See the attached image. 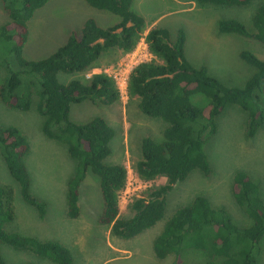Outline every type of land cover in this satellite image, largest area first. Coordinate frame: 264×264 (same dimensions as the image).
<instances>
[{
  "label": "trees",
  "instance_id": "1",
  "mask_svg": "<svg viewBox=\"0 0 264 264\" xmlns=\"http://www.w3.org/2000/svg\"><path fill=\"white\" fill-rule=\"evenodd\" d=\"M50 0H1L8 20L0 26V67L5 78L0 84V101L11 110L26 112L36 98L35 110L43 118L41 132L46 139L65 147L74 162V171L66 182V216L80 215L79 190L87 173L99 180L102 210L101 225L110 227L111 236L129 240L161 221L166 200L173 187L184 182L192 172L210 176L212 167L205 143L217 130V119L229 106L247 115L246 135L254 137L264 127V60L250 51L239 58L254 69L242 87H229L210 75L205 67L193 66L185 57L186 34L178 30L174 37L164 28H153L145 35L150 54L155 58L137 65L129 74L127 93L137 99V108L150 119L166 127L160 141L143 138L140 159L133 168L146 181L157 177L166 184L149 188L129 205L130 216L122 217L119 194L127 182V171L120 164H106L115 130L101 117L84 123L70 119L72 105L91 102L113 106L120 102V92L113 78L106 74L71 79L89 70L100 57L113 50L132 52L146 27L142 15L133 10L132 0H84L96 10L118 18L113 26L103 28L87 19L79 33L72 32L66 42L48 57L29 60L24 57L28 41V23L34 13ZM200 6L247 7L253 0H188ZM218 32L258 42L264 47V2L249 24L237 19L220 20ZM200 94L207 104L198 107L191 97ZM30 145L13 126L0 123V156L9 176L17 184L21 199L43 220L48 204L32 193V178L26 164ZM235 204L251 224L237 226L224 207H215L203 196L179 207L165 222L152 243L159 260L172 258L171 264H184L186 251L206 255L205 264H259L264 239V199L261 186L243 170H237L230 187ZM15 222L13 189L0 182V245L19 252H29L54 264H73L71 250L57 241H42L9 227ZM0 264H6L0 255ZM34 264V263H24Z\"/></svg>",
  "mask_w": 264,
  "mask_h": 264
},
{
  "label": "rangeland",
  "instance_id": "2",
  "mask_svg": "<svg viewBox=\"0 0 264 264\" xmlns=\"http://www.w3.org/2000/svg\"><path fill=\"white\" fill-rule=\"evenodd\" d=\"M261 2L264 0H253L247 7L227 8L200 6L188 0H132V8L146 21L142 38L157 27L167 29L172 37L178 30H183L186 34L185 57L193 66L205 67L210 75L226 86L242 87L254 69L239 58V53L250 51L264 60V47L254 40L220 34L217 25L220 20L230 18L249 24ZM87 19H94L103 28L119 21L108 12L89 7L84 0H50L34 13L28 23L24 57L29 60L48 57L66 42L70 33H79ZM7 20L0 0V26ZM152 60L155 58L146 55L143 44L139 42L130 53L121 54L113 49L103 54L86 72L59 77L62 83H66L74 78L87 79L104 70L116 77L120 90L118 104L104 106L83 102L72 105L70 119L84 123L101 117L114 128L116 134L110 142L111 153L105 162L123 165L127 171L126 186L118 198L122 217L130 216L128 207L135 198L142 197L149 188L166 184L163 177L143 180L133 168L140 159L141 140L150 137L160 141L166 127L163 122L143 115L137 108V99H130L124 87L130 69ZM5 76L0 67V84ZM191 101L198 107L207 104V99L200 94L192 96ZM35 104L36 98L30 110L22 112L8 109L0 101V123L16 127L29 142L26 164L32 178V193L48 204L46 216L41 220L35 210L21 199L18 186L9 176L0 156V182L13 189L15 222L9 230L42 241L64 244L73 253V264H171V257L159 260L154 256L152 243L166 220L197 195L207 197L215 207H224L237 226H249L251 221L235 204L230 193L232 177L237 170L248 172L261 186L264 199V127L254 137L248 138L246 113L229 106L217 119L216 134L205 143L212 173L204 177L194 171L184 182L176 184L167 196L164 218L152 228L129 240L111 236L110 227L98 222L103 206L99 180L89 172L79 190L80 215L76 220H70L66 216V182L74 171V162L63 145L46 139L42 134L43 118L35 110ZM0 255L6 264H54L4 245H0ZM182 256L184 264H205L207 261L206 255L198 251H186ZM259 264H264V239Z\"/></svg>",
  "mask_w": 264,
  "mask_h": 264
},
{
  "label": "built area",
  "instance_id": "3",
  "mask_svg": "<svg viewBox=\"0 0 264 264\" xmlns=\"http://www.w3.org/2000/svg\"><path fill=\"white\" fill-rule=\"evenodd\" d=\"M139 42H141V44H143V46H144V51H145L146 55H151L150 52H149V50H148L147 44H146V42H145V37H144V38L141 37V39H140ZM143 63H146V62H143ZM140 64H142V63H140ZM134 68H135V67H134ZM134 68H133V69H134ZM133 69H130V72H131ZM99 74H101V73H99ZM103 74H106L107 76L113 78V79L115 80V82H116V77L109 75L107 70H104V71H103ZM129 74H130V73H129ZM91 76H92V75H91ZM91 76H90V77H91ZM128 76H129V75H128ZM127 80H128V78H127ZM127 80H126V82L124 83V87H125L126 92H127ZM116 85H117V82H116ZM117 88H118V85H117ZM118 90H119V88H118ZM119 92H120V90H119ZM121 192H122V191H121Z\"/></svg>",
  "mask_w": 264,
  "mask_h": 264
}]
</instances>
